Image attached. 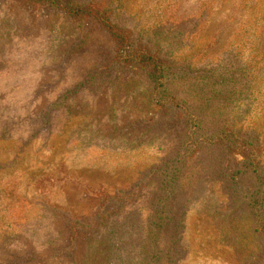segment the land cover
Returning a JSON list of instances; mask_svg holds the SVG:
<instances>
[{"label":"rangeland","instance_id":"rangeland-1","mask_svg":"<svg viewBox=\"0 0 264 264\" xmlns=\"http://www.w3.org/2000/svg\"><path fill=\"white\" fill-rule=\"evenodd\" d=\"M119 5L133 17L128 27L165 26L158 36H142L175 61L233 75L242 91L217 113L218 122L258 138L264 190V52L255 31L264 0ZM191 20L197 33L179 45L170 26ZM81 26L47 3L0 0V264H112L105 226L75 230L70 219L89 220L100 195L135 190L123 214L134 211L143 222L153 186H145L150 181L143 175L175 144L149 129L161 112L150 102L145 74L111 63L110 38L90 23L82 26L85 37ZM199 156L182 173L176 216L184 214L185 224L177 264H264V236L254 232L246 197L231 198L215 185L218 167L209 169L205 149ZM248 181L243 174L245 196ZM171 233L161 249H173ZM116 264L127 263L118 258Z\"/></svg>","mask_w":264,"mask_h":264},{"label":"trees","instance_id":"trees-1","mask_svg":"<svg viewBox=\"0 0 264 264\" xmlns=\"http://www.w3.org/2000/svg\"><path fill=\"white\" fill-rule=\"evenodd\" d=\"M250 1L252 0H245V5L247 6ZM29 2L47 3L76 24L83 26L90 23L95 25L98 31L106 34L114 48L111 63L125 68L135 67L143 72L152 84L150 102L161 112L160 117L155 116L147 122L149 129H155L153 137L161 130L164 138L175 141L173 146H169L159 165L149 168L143 175L144 179L149 177L150 183H145L146 187L153 183L149 203L151 212L143 222L139 220L137 222L134 211L123 214L135 190H132V193L120 190L114 196L100 195L103 198L86 222H79L77 217L71 218L73 229L84 230L88 228L86 225L89 227L94 224L99 227L104 225L106 230L104 236L109 244L112 264L118 263V258H123L124 262L131 264L134 257L138 259L139 264H159L163 256L164 264H177L179 261L177 250L181 248L185 224L184 214L176 216V203L180 201L179 197L184 192L181 183L182 173L188 167L189 158L198 155L197 159L200 160L199 154L205 149L209 169L215 170V167H218L215 185L220 186L223 191H229L228 195L231 198L240 197V194L246 197L245 206L249 208L252 216L254 232L264 236V190L261 186L258 187L262 181L257 161L261 144L256 136L238 132L234 126L222 127L221 122H218L217 113L230 106L242 91L237 88L233 75L224 77L216 74L217 69L194 70L187 60L175 61L172 55L164 54L163 46H155L149 40H145L142 31L158 36L165 26L145 30L139 28L138 23H134V27H128L126 21L132 20L133 17L122 10L120 0H29ZM262 14L264 15V9ZM259 23L255 31H258L260 49L264 52V16ZM82 26V33L86 37ZM170 28L173 29L174 40L179 45H186L185 37L197 33V27L192 20L183 21ZM233 58L236 63L234 56ZM220 64L221 62L217 67ZM214 114L215 118L211 121L210 117ZM162 117L164 119H161ZM237 158L241 160L237 161ZM195 166L198 167L197 164ZM238 166L240 169L236 170ZM243 174H247L250 180L246 196L242 192ZM116 208L119 209L113 212ZM170 230L173 249H161L159 245L163 241V235L168 234ZM75 235L73 234L72 239ZM133 250L136 252L135 255L132 254Z\"/></svg>","mask_w":264,"mask_h":264}]
</instances>
